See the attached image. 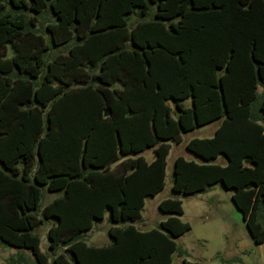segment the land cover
<instances>
[{
	"label": "trees",
	"instance_id": "1",
	"mask_svg": "<svg viewBox=\"0 0 264 264\" xmlns=\"http://www.w3.org/2000/svg\"><path fill=\"white\" fill-rule=\"evenodd\" d=\"M213 120L185 143L200 161L174 158L172 190L220 182L262 242L264 0H0V241L35 264H199L175 240L191 227L180 197L157 227L133 221L170 141ZM45 190L60 193L42 206ZM106 211L110 240L88 243Z\"/></svg>",
	"mask_w": 264,
	"mask_h": 264
},
{
	"label": "rangeland",
	"instance_id": "2",
	"mask_svg": "<svg viewBox=\"0 0 264 264\" xmlns=\"http://www.w3.org/2000/svg\"><path fill=\"white\" fill-rule=\"evenodd\" d=\"M136 20L133 15L131 24ZM9 45L1 50V55H10ZM218 120L195 127L181 133L178 142L170 141V150L166 157L165 185L154 195H147L141 210V218L133 221L139 228L157 227L160 220L166 218L170 212L159 208L161 199L178 196L182 199L183 213L179 215L189 222L190 228L175 237L178 245L187 249L188 259L197 260L199 264H264V241L256 242L251 236L241 211L235 206L231 198V189L213 184L207 191L190 194H176L172 190L174 158L181 154L188 159L200 161V157L186 148V141L194 136H209L213 133ZM142 154L151 159L152 149H146ZM225 157L219 155L215 161L224 162ZM119 165V160L113 167ZM58 191L45 190L41 198V205L58 195ZM38 216H42L41 212ZM51 220L44 219L35 230L40 235V246L48 250L47 229ZM108 211L102 219L94 220L92 227L86 231L85 240L92 244H103L110 240L107 233ZM59 251L65 252V246L60 245ZM0 264H35L30 250L7 245L0 241ZM171 264H183L182 258L176 252L172 254Z\"/></svg>",
	"mask_w": 264,
	"mask_h": 264
},
{
	"label": "crops",
	"instance_id": "3",
	"mask_svg": "<svg viewBox=\"0 0 264 264\" xmlns=\"http://www.w3.org/2000/svg\"><path fill=\"white\" fill-rule=\"evenodd\" d=\"M141 229H145V228H141ZM148 229V228H147Z\"/></svg>",
	"mask_w": 264,
	"mask_h": 264
}]
</instances>
